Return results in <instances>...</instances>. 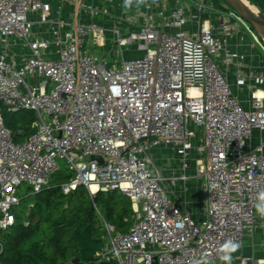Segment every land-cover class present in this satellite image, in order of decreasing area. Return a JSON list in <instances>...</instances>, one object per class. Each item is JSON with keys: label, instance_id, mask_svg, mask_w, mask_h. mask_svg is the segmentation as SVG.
<instances>
[{"label": "built area", "instance_id": "obj_1", "mask_svg": "<svg viewBox=\"0 0 264 264\" xmlns=\"http://www.w3.org/2000/svg\"><path fill=\"white\" fill-rule=\"evenodd\" d=\"M172 1L169 14L135 6L106 26L93 18L111 7L87 0L71 2L88 18L76 23L47 0H0V232L15 223L18 187L39 192L61 159L73 173L64 194L84 186L131 202L126 232L103 221L93 264H223L224 241L244 247L264 190V48L227 6ZM133 44L139 55L124 58ZM2 106L34 113L35 131L16 142ZM162 146L178 161L169 174L155 165ZM192 179L202 181L199 219L171 198Z\"/></svg>", "mask_w": 264, "mask_h": 264}, {"label": "trees", "instance_id": "obj_2", "mask_svg": "<svg viewBox=\"0 0 264 264\" xmlns=\"http://www.w3.org/2000/svg\"><path fill=\"white\" fill-rule=\"evenodd\" d=\"M251 1L264 13V0ZM1 112L16 142L35 131L34 113L12 112L3 106ZM61 184L49 181L33 193L27 212L15 215V223L0 232V264H70L74 258L90 263L105 245L104 222L115 231L120 229L116 232H124L122 227L130 223L127 216L132 212L131 202L128 198L117 199L113 194L117 190L97 192L91 197L84 186L64 194ZM114 216L119 224L114 223Z\"/></svg>", "mask_w": 264, "mask_h": 264}, {"label": "crops", "instance_id": "obj_3", "mask_svg": "<svg viewBox=\"0 0 264 264\" xmlns=\"http://www.w3.org/2000/svg\"><path fill=\"white\" fill-rule=\"evenodd\" d=\"M47 1L51 3L53 12H55L58 9V7H60L61 17L67 21L76 23L79 22V20H88V18H86L80 12H78L79 11L78 7L72 9L71 6L72 0H47ZM87 2L98 6L105 5L111 7L112 14L110 16L102 17L100 15L93 18L95 22L106 26H110L112 23H114L113 21L115 17L119 16L123 10H127L131 8L129 6L127 7L125 6V0H114L112 3H108L107 0L105 1L87 0ZM185 3H189V1L185 0ZM131 5L132 7L139 6L138 8L140 9H146L147 7H151L155 10L161 9L164 11L165 14H169V12L174 6V3L172 0H144L143 3H138V0H132ZM190 6H191V13L197 15L198 12L196 7L193 5ZM185 29L188 30L190 33H194L196 32L197 27L194 24H189L188 26L185 27ZM105 39L106 42H105V46L103 47L105 49V53L108 56H110L111 53L114 60L116 51L112 49L111 36L107 35ZM123 57H124V53H123ZM230 78L234 82L233 75H231ZM160 150L161 152H163V155L165 154V155H169L170 157L172 156L171 153L168 151L167 147L162 146L160 147ZM158 152H160L159 149H156L153 153L157 158L160 157L161 155V153ZM171 162L174 163V161ZM177 164L175 165V168H173L172 170L176 169ZM189 172L192 173V169ZM181 187L182 185L180 183V185H177V187L173 190L171 196L172 200L175 202V204L179 205L184 210L191 212L193 215H195L197 219H199L200 213L203 207L205 206V199L202 193V181L198 179H192L189 180L184 186L186 188L185 190L181 189ZM245 246L251 248L252 254L250 256H244L243 248H241L236 253L233 254L232 264H241V260L244 257H251L253 260H255L252 264H264V257L258 259L253 257L256 251H264V219H261L260 217L257 218V222L254 226L253 232L250 235H248L246 238L244 247Z\"/></svg>", "mask_w": 264, "mask_h": 264}, {"label": "rangeland", "instance_id": "obj_4", "mask_svg": "<svg viewBox=\"0 0 264 264\" xmlns=\"http://www.w3.org/2000/svg\"><path fill=\"white\" fill-rule=\"evenodd\" d=\"M187 1H195V0H187ZM207 2H208V4H212L214 9H216V10L226 7V5L223 2H221L220 0H207ZM247 2L250 5L254 6L257 9V11L264 16L263 11H261V9L258 7V5L256 3H253L254 1L247 0ZM191 5H193V4H191ZM129 7H131L130 8V12L133 13L134 9H133L132 5L129 6ZM252 31L258 37V41H257L258 43L256 41H255V43L258 44V45L259 44L262 45L263 48H264V42H263L264 40L259 35H257L258 33L254 30L253 27H252ZM107 35L111 36L110 34L105 33L106 37H107ZM136 47H137L136 44H133L131 47H126L125 50H124V57L128 58V57H131V56L139 55V53H136V51L133 50V49H136ZM131 52H133V53H131ZM110 55H112V54L110 53ZM118 56H119V53H116L114 57L118 58ZM107 57H108V60H113L112 56H107ZM35 120H37L36 115H34V118H33V121H35ZM159 151L160 152H158V153H161V155L158 158L157 157L154 158L155 165L158 168H160L163 171L164 174H167V173L169 174L170 171L173 168H175V165L177 164L178 161L176 160L175 156H171L170 157L169 155H165V154L163 155V152H161L160 148H159ZM171 161H174V163L171 162ZM57 162L60 164V169H58L56 171L54 176L52 175V176L49 177L50 184L65 183V182L68 181V178H66L65 176L66 175H73V173L67 169L66 164H64L63 160L58 159ZM113 194H114V196L117 199H119L120 197L123 198L124 200L127 199V197L126 196L124 197V195L121 194L119 191H114ZM25 195H26V197L23 198ZM17 196H18V198L21 201H20L19 205L14 206L12 208V213L14 215H17V216H23L27 212L29 206L32 205V203H33V191L30 190L28 185L22 184L17 189ZM127 218L129 219V221L131 220V213H130V215L127 216ZM113 220H114L115 224H119V221H118V219L115 216L113 217ZM129 226H130V223L128 225L124 224V227H122V230L124 232L127 231ZM117 230H120V229H117Z\"/></svg>", "mask_w": 264, "mask_h": 264}, {"label": "water", "instance_id": "obj_5", "mask_svg": "<svg viewBox=\"0 0 264 264\" xmlns=\"http://www.w3.org/2000/svg\"><path fill=\"white\" fill-rule=\"evenodd\" d=\"M223 2L228 8L233 10L235 13H237L244 21H246L251 27H253L256 32L264 38V16L259 13L255 14L251 10H249L241 0H220ZM92 160H96L99 163L103 162V159L101 156L93 155L91 156ZM243 254L244 256H250L252 254L250 247H243ZM254 258L258 259L261 257H264V251H256L254 253ZM70 264H93V262L90 263H83L79 260V258H74L71 260ZM99 264H109L108 262H100Z\"/></svg>", "mask_w": 264, "mask_h": 264}, {"label": "clouds", "instance_id": "obj_6", "mask_svg": "<svg viewBox=\"0 0 264 264\" xmlns=\"http://www.w3.org/2000/svg\"><path fill=\"white\" fill-rule=\"evenodd\" d=\"M144 0H138V3H143ZM132 0H125V6H130ZM256 213L264 219V190L260 191L256 197L254 205ZM241 245L234 239H227L219 248V257L223 264H232L233 254L240 249Z\"/></svg>", "mask_w": 264, "mask_h": 264}, {"label": "bare ground", "instance_id": "obj_7", "mask_svg": "<svg viewBox=\"0 0 264 264\" xmlns=\"http://www.w3.org/2000/svg\"><path fill=\"white\" fill-rule=\"evenodd\" d=\"M242 1V3L249 9V10H251L253 13H255V14H259V12L257 11V9L254 7V6H252V5H250L248 2H247V0H241ZM264 39V38H263Z\"/></svg>", "mask_w": 264, "mask_h": 264}]
</instances>
